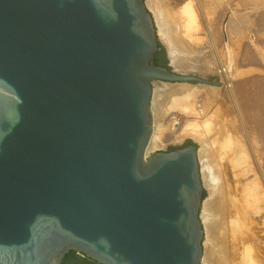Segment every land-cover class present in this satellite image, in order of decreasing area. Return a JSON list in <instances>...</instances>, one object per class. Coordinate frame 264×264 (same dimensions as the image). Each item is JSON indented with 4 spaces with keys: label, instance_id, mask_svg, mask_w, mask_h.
<instances>
[{
    "label": "water",
    "instance_id": "water-1",
    "mask_svg": "<svg viewBox=\"0 0 264 264\" xmlns=\"http://www.w3.org/2000/svg\"><path fill=\"white\" fill-rule=\"evenodd\" d=\"M158 44L144 0H0V264H201L197 148L146 150L155 83L219 79Z\"/></svg>",
    "mask_w": 264,
    "mask_h": 264
},
{
    "label": "rangeland",
    "instance_id": "rangeland-1",
    "mask_svg": "<svg viewBox=\"0 0 264 264\" xmlns=\"http://www.w3.org/2000/svg\"><path fill=\"white\" fill-rule=\"evenodd\" d=\"M164 1L171 6H175L171 10V14H169L174 17L178 15V19L182 18L180 16V7L185 2H191L196 13L197 20L194 27L186 31L182 29L181 24L179 26L176 25L178 28L175 27L174 36L179 40L174 39L176 43H183H179L181 46L177 44V46L179 45V49L187 50L188 47L184 49L186 43L189 46L202 49V54L198 55L197 58L204 63L210 60L209 57L214 59L218 55L219 58L221 57L220 62H222L223 68H226L229 75V81L232 84L231 97L226 94V100H221V103L218 100L213 108H206L212 110L211 113L215 115L216 122L214 124L223 128L226 135L230 134V136H234V139L236 138L240 150L243 153L241 155V157L243 156V161L242 159L238 161L239 164L237 162L234 164L228 162L230 160L228 156L230 157V155L223 156V159H218V172L222 183L229 190V201L234 202V212L238 216L239 214L242 215L240 221L241 226L237 227L238 232L243 234V244H240V251L242 252V257L246 258L242 261H244V264H264V0ZM144 4L154 19L155 14L151 6V0H144ZM207 8H210V10ZM173 19L176 20L175 18ZM154 21L156 22L155 19ZM155 25L158 43L164 50L167 64L171 65L170 59L167 58L169 56L168 47L161 34L157 32L159 31L157 30V23ZM209 52L212 54L210 55ZM183 72L186 73L187 71ZM196 72L198 73V71ZM208 76H211L210 79H219V85L205 86L197 84L156 83L153 86L151 106L155 86L158 84H165L167 86H195V88L200 90H204V88H215V90L219 89L220 91L224 88V82L217 74H209ZM241 99H243L244 104L240 101ZM207 109L204 112L208 111ZM177 112L175 110L168 118H165L166 116L163 117V121L161 122L163 130L162 128L161 131L158 130V135H160V139H165L166 142L162 145L163 147L160 146L155 151L181 148L186 142H191L196 146L197 150L200 149V143L192 137L190 138V136L184 137L181 141L173 140L180 133L179 128L181 123L176 125L175 128H169L165 121L168 122L170 121L169 118L175 117L176 120L173 121L176 122L177 117L183 118V116L186 117L189 115L188 118H190L191 116L188 113H184V115L180 111L179 113ZM155 121H158L156 117ZM198 163L201 182L204 188L203 202L209 197L210 183L208 181V175L205 170L203 171V164L199 158ZM237 173L238 175H236ZM200 219L203 230L201 264H204V245L206 243L204 220L206 219V214L202 211V204L200 208ZM229 230L230 227L228 226ZM228 239L230 243V261L233 264H238L239 251L237 248L231 247L232 239L230 234L228 235ZM243 250L246 251V255L248 253L247 256H243L245 255Z\"/></svg>",
    "mask_w": 264,
    "mask_h": 264
},
{
    "label": "bare ground",
    "instance_id": "bare-ground-1",
    "mask_svg": "<svg viewBox=\"0 0 264 264\" xmlns=\"http://www.w3.org/2000/svg\"><path fill=\"white\" fill-rule=\"evenodd\" d=\"M151 6L155 14L154 19L156 22H154L157 23V30H159L157 32H159L158 34H161L168 47L167 50L170 63L174 69L181 72L198 71V73L202 75L217 74L220 79L223 80L224 88L222 87L223 89L219 91V89L215 90V88L204 87V90H200L195 88V86L186 85L167 86L165 84H158L155 86L154 98L151 106L153 121L152 133L146 151H155L157 148L165 144V139H160V135H158V130L161 131L162 128L161 122L163 121L164 116H166L165 118H168L175 110L178 111L177 113L180 111L183 114L188 113L191 115L190 118H188V114V116H183V118L177 117L178 119L176 122L173 121L176 120L175 117L169 118L170 121L168 122L165 121V119L164 121L168 124L169 128H175L176 125L181 123L179 128L180 133L173 138L174 141H181L184 137L190 136V138L192 137L200 143V149L197 150V156L203 164V171L205 170L208 175V181L210 183L209 197L202 202V211L206 214V219L204 220L206 243L204 245V261H202L204 264H233V262L230 261V243L228 239V235L230 234L232 239L231 247L237 248L239 251L238 264H244V261L242 260L246 257L243 258L241 255L242 252L240 251V244H243V234L241 232L239 233L237 230V227L241 226L240 221L242 215L239 214V217L238 214L234 212V202L229 201V190L222 183L218 172V159H223L225 156L230 155V157L228 156V158H230L228 162L234 164L236 162L238 163V161L242 159L243 156L241 157V155H243V153L240 150V146L236 138L234 139V136L231 135V137L230 134L226 135L223 128L216 126L214 124L216 122L214 117L215 115L211 113L212 110L207 109L210 107L213 108L217 104L218 100H220V103L221 100H226V94L231 97L232 84L231 81H229V75L226 68H223L221 64L222 62H220L221 57L219 58L218 55H216L214 59L209 57L210 60L204 63L197 58L198 55L202 54V49L189 46L187 43L185 44V47L183 45L184 49L188 47L187 50L181 49V51L179 49L178 46H181L179 43L182 42L176 43L175 41V27L178 28L179 24H181L182 29L186 31L196 25V13L191 2H185V4L183 3L182 7H180V16L182 17L180 18L181 20L177 18L178 15L175 17L170 15L171 10L174 9L173 7L175 6H171L164 0H151ZM210 8L207 9L210 10ZM177 44L179 45L177 46ZM211 54L212 53H210V55ZM240 101L244 104L243 99ZM206 109L208 111L204 112ZM155 117L158 119L157 122L155 121ZM236 175H238V173ZM228 226L230 227L229 231ZM243 252H245V255L243 256L248 255V253L246 255L245 250H243Z\"/></svg>",
    "mask_w": 264,
    "mask_h": 264
},
{
    "label": "trees",
    "instance_id": "trees-1",
    "mask_svg": "<svg viewBox=\"0 0 264 264\" xmlns=\"http://www.w3.org/2000/svg\"><path fill=\"white\" fill-rule=\"evenodd\" d=\"M154 64L161 67H167V60L165 57V53L162 47L160 46V44H158V50L154 54ZM188 144L193 145L191 142H189ZM61 264H98V263L86 258L81 259L80 257L76 256L73 252H70L69 254L65 255Z\"/></svg>",
    "mask_w": 264,
    "mask_h": 264
},
{
    "label": "flooded vegetation",
    "instance_id": "flooded-vegetation-1",
    "mask_svg": "<svg viewBox=\"0 0 264 264\" xmlns=\"http://www.w3.org/2000/svg\"><path fill=\"white\" fill-rule=\"evenodd\" d=\"M170 150H173V149H169V150H167V151H170ZM77 256V255H76ZM78 257H80V256H78ZM81 259H84L83 257H80ZM87 259V258H86Z\"/></svg>",
    "mask_w": 264,
    "mask_h": 264
}]
</instances>
